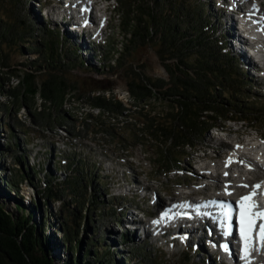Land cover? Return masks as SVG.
<instances>
[{
	"label": "trees",
	"instance_id": "1",
	"mask_svg": "<svg viewBox=\"0 0 264 264\" xmlns=\"http://www.w3.org/2000/svg\"><path fill=\"white\" fill-rule=\"evenodd\" d=\"M117 1L118 10L121 14L120 25L124 33V41L122 42L123 48L116 57V63L125 64L128 62L131 65V69L127 71L129 76L127 84L133 104L137 106L136 110H131L121 99L116 97L115 86L109 81L102 84L103 81L100 79H94L92 80L94 86L85 90L81 86L83 83H80L78 79L66 77V72H70L71 68L65 66V60L67 58L78 60L79 57L76 54L78 52L81 55L84 53L81 52V47H77L78 44L70 39L67 34H61L58 27L56 31H53L44 23L40 25L45 30L46 38H40L36 41L28 39L29 43H26L24 42L26 40L25 33L29 32L32 35L33 32L31 24L25 19H21L20 27L15 29L13 36L21 37L22 39L19 41L25 45L29 44L26 45L29 50L39 52L44 57L42 60H45V64H36L35 70L24 71L22 76L18 75L19 69L8 71L6 79L8 88L3 87L4 92L20 101L24 107L31 108L32 104L37 102V98H40V111L44 109L49 112L48 103H50L53 105V112L58 114L61 120L66 119V113L64 114L61 110L65 112L63 107L70 102L69 100L78 103L83 102L90 108L99 110L100 115H97L99 117L95 121L97 129H108L104 128L107 121L103 119V114L108 113L117 117L124 115L127 119L131 117L135 122L143 123L144 126L146 124V129L150 131L147 136L153 132L154 138H157L165 133L168 137L167 140L174 142V146L181 147L186 144H193L194 137H204L207 134L217 118L214 115H209L210 112H215L218 117L222 116L226 119L243 117L253 121L252 117L256 112L248 110L251 108L244 107L243 101L236 99L233 92L228 91L225 94L218 92L221 85L223 87L228 85L229 88L238 86L241 81L244 82L246 75L237 71L239 68L235 63L238 58L224 51L227 43L223 38L227 35L220 37V33L217 34L218 28L211 21V12L205 4L196 5L198 2L195 0H138V4L132 7H137V9H131V0ZM207 34L211 35L212 38L206 37ZM13 36L6 35L3 37L1 35V39L5 38L10 41ZM210 38L211 41H209ZM64 40L71 47V52H66V55L63 54L61 46L65 43ZM211 43L213 44L211 45ZM145 46L155 49L169 75V79H154L144 75L141 72L144 65L134 63V60L129 61L134 50ZM111 48H113L112 51H110ZM93 49L94 54L97 55L98 50L95 47ZM116 50V47H110L108 52L111 57L115 55ZM83 55L81 58H86ZM104 56V59H110L109 56ZM97 57L98 55L94 56V59ZM3 61L4 58L0 57L1 76L5 74L4 68L8 66ZM110 61L107 60L97 66L89 60H82L81 64H83L82 66L92 64L89 70L102 73L101 69L104 66L113 67ZM41 68L47 70L49 76L42 77L40 81ZM241 71L245 72L243 68ZM15 75L20 76L16 83L17 86L13 84ZM10 77L12 78L11 84L8 83ZM246 82L248 84L249 79ZM212 89L217 91L213 92ZM108 92L112 94L107 95ZM247 99L249 100V98ZM156 100L171 104L170 111L166 112L174 122H171L169 126L160 124V113L153 116L149 115L152 109H146V107H149L148 105ZM229 104H235L237 109L229 111L226 108V105ZM5 110L8 112L7 108ZM72 115L74 114L69 112L68 116ZM46 116V119L52 120V115ZM175 122H180V126H183L182 128L185 130L184 134L177 132L176 126L172 125ZM12 124L18 126L17 122H11L8 127L10 128ZM127 124L133 125V127L137 125V123L129 121ZM6 126V123L0 122V128L5 129ZM177 133L178 135H176ZM1 137L6 139L7 136L0 130V152L6 153L12 147V143H15V137L14 134L12 137H8L7 143H3ZM22 149L21 153H12V155L14 154L16 160L36 174L38 169L35 165H29L26 148L23 146ZM53 150L49 149L48 154L53 155ZM66 158L72 161L69 166L76 164L79 170L76 172L73 167V173L69 175L68 179H65V182L60 184L56 182L53 184L59 175L50 172L48 168L42 186L33 182L31 176L22 170L20 178L26 176L30 184L36 188V193L41 201L32 197L25 200L23 195L19 193V179L6 173V171H10L11 167L6 168L4 164H0V264H97L95 260H99L98 264H102L100 262L102 260L105 262L107 258H109L108 261L103 264H123L118 257L120 255L117 251L118 242L107 236L103 241L102 238L92 239L95 231L89 224L92 220L89 214L91 209L89 205L94 203L95 210H101L96 206H102L104 199L95 195L92 186L89 189L90 185L84 171L80 170L83 168L80 159L78 158L79 162H74L77 158ZM47 160L49 162L51 156ZM58 160L59 165L62 164V160ZM56 167L58 168V166ZM39 170H42V167ZM169 171L170 167L166 166L165 174H169ZM89 173L91 174V172ZM96 177L98 178L97 175ZM64 188L68 192L71 191V197L77 202L76 206L65 207L63 205L65 203ZM56 201L60 202V205L59 209L54 212L53 202ZM7 203L14 205L12 211L7 209ZM82 208L88 210L84 215L81 213ZM77 210L80 211V216ZM46 212L49 213L48 217L45 215ZM114 212H116L115 208ZM119 213L118 215L115 214L113 218L124 228L121 223L123 214ZM82 223L84 228L86 226V230H93L89 238L76 236ZM73 224H76L77 228H72ZM104 231L107 233V228ZM61 233L62 235H60ZM120 234L127 237L129 233L125 230L124 233ZM102 244L103 250L100 251Z\"/></svg>",
	"mask_w": 264,
	"mask_h": 264
},
{
	"label": "rangeland",
	"instance_id": "2",
	"mask_svg": "<svg viewBox=\"0 0 264 264\" xmlns=\"http://www.w3.org/2000/svg\"><path fill=\"white\" fill-rule=\"evenodd\" d=\"M110 2L112 3L110 11L111 18L109 26L106 29L107 39L104 42L106 45L102 46L101 44H103V41L99 38H92V41L89 40L90 42H88V40H86L88 39L87 35L84 42V44L86 43V51L84 49L81 50L85 55L82 54L83 57L86 58H81L82 55L78 51V53L76 52L77 54L75 53L76 56L79 57L78 60L71 59V62V60L67 58L65 60V66L71 68V70H69L70 72H66L65 75L71 79H78L80 83H83L81 86L83 87L82 89L85 90L94 86V84H92V80L94 79H100V81H103L102 84H106L109 81L115 86L114 92L116 97L121 99L126 106L131 108V110H136L137 106L133 104V99L130 96L127 84L129 79L127 71L131 69V65L128 62L125 64L116 63V57L123 48L122 42L124 41V33L122 32V26L120 25L121 14L118 10V2L116 0H111ZM195 2H198L196 5L202 3L203 5L205 4L209 11L210 8L212 9L210 0H195ZM136 4H138V0H131V9H137V7L132 8L133 5ZM36 7L37 5L32 3V0H0V57H3V63L8 65L4 68L5 74L3 76L0 75V122L7 124L5 129L0 128L1 132L7 136L6 139L1 137V140L3 143H7L8 137H12L13 134L15 137V143H12V147L9 151L6 153L0 152V164H4L6 168H9L10 166V171H6V173L19 179L18 184L20 195H23L25 200L31 199L30 197H32L33 199L37 198L41 201V198L36 193V188L30 184L28 179H26V176L20 178L22 170H25L26 173L31 176L32 179H30L33 180V182H36L39 186L44 185L42 181L46 175L47 168L50 172L59 175V178L55 179L53 184L55 182L58 184L65 182V179H68L69 175L73 173V169L78 172L79 168L76 164L69 166L72 162L71 160H69L68 164L62 161V164H60L61 166L59 165V151H56L57 155L54 156L53 147L56 145L57 141L61 139V137L69 135L68 138H66L69 141V147L66 148L64 156L77 158L74 162H79L78 158L80 159V162L83 165V168L80 170L84 171V175L90 185L89 189H91L92 186L95 195H99L98 198L104 199L102 206H96L101 208V210H95L94 203L93 205H89L92 209V211L91 209L89 211L90 217L92 218L91 223L89 222V224H91L92 229L95 231L92 239L102 238L103 241L107 236L110 239H114L115 242H123L124 244L117 248V251L120 254L118 255V257H120L119 260H122L123 264H203L201 260L203 258L207 259V257L200 259L202 256L198 254V251L194 249L192 244L185 245L183 248V245H180V243L178 244L177 240L163 243L154 238L143 237L140 231L137 233L130 232L128 236L125 237V235L120 234L125 232L123 227L121 225L116 226L113 217L115 214H120L119 212L122 211L125 207L123 205L126 203L139 204L143 208L151 210L152 212L155 210V207L150 206V200V202H155L159 199L166 201L170 198V195L175 197L179 196L180 192L184 189V186L179 185V183L186 181L190 182L193 178L197 179L198 171L201 172L199 168H195V166L199 167L200 163L194 164L193 161L191 162V158L193 156L197 157V153H205V146L211 144L216 145V142H218L219 139L215 140L214 136L216 138L217 132L214 129H210L204 137H194L193 144H186L184 147H181L174 146V142L167 140L168 137L165 133L157 138H154L155 134H153V132L147 136V133L150 131L149 129H146V124L144 126L143 123L135 122L131 117H128L127 119L124 115L117 117L111 116L108 113H102L103 119L107 121L104 128L108 129H97L95 121L97 120V117H99L97 115H100L99 110H94L83 102L78 103L74 100H69L70 102L63 107L65 112L64 110H61L64 114L66 113V119L63 120L60 119L58 114L53 112L54 108L50 103H48V106L50 107L49 112L44 109L40 111V98H37V102L32 104L31 108L24 107L20 101H17L15 98L4 92L3 87L6 86V88H8V85H6L7 72L12 69H19L18 75L22 76L24 71L35 70L36 64L44 65L45 60H42L44 57H42L39 52L29 50L26 46L29 44L25 45L21 43L19 41L22 39L21 37H17V35H15V37L13 36L15 29L20 27L19 23L21 19H25L31 24L33 34L31 35L29 32L25 33L26 40H24V42L26 43H29V40L36 41L40 38H46L45 30L44 28L42 29L40 24L44 23V25H48L53 31H56L57 29L49 19L46 20L44 17L41 18L43 14H41ZM212 13L213 18L211 21H214L215 25L222 26L223 29L228 27L227 20L221 17V13L217 12L219 16L216 11L212 10ZM61 34H66V32L61 31ZM208 34L211 33L208 32ZM208 34L206 37H211L212 34ZM217 34H219V31ZM1 35L3 37L6 35H12L13 38L9 41L5 38L1 39ZM211 38L209 41L212 40ZM233 39H235V37H233ZM65 41L66 40H64V42ZM79 41L80 39H75V43L78 44L77 47H80ZM212 44L213 43H211V45ZM61 46L63 54L65 53L66 55V52H71V47L67 42L63 43ZM93 47L98 50L97 59H94V56L97 55L94 54ZM110 47L117 48L115 55L112 57L108 52ZM112 50L113 48H111L110 51ZM234 50L236 51V48H234ZM132 53L133 54L129 57V61L134 60V63L144 65L141 70L144 75L154 79H169V75L154 48L145 46L134 50ZM104 55L109 56L110 59H104ZM71 58H73V56H71ZM238 59H236L235 64L239 69L237 70L236 68V70L241 74L246 75L244 77V82L241 81L238 86H231L230 88L228 85L223 87L220 84L221 87L218 89V92L222 94L228 93V91L233 92L236 99H241L243 101L244 107L251 108L248 110L256 112V114H253V121H249V124L242 125L241 132L243 134L245 132L255 134L256 131H259L261 132V135H264V80L252 79V77H250V72H248L243 66V70L245 71L244 74L238 64ZM82 60H89L97 66L107 60H112L110 63L113 67L108 68L104 66V68L101 69L102 73H100L94 70H89L92 64L82 66ZM41 72L42 73L39 74L42 75L40 81L42 80V77L49 76L47 70L42 69ZM19 77L20 76L15 75V78H13V84H16L19 81ZM11 79L12 78L10 77L9 84L12 83ZM247 79H249V82L251 83L248 82L247 84ZM17 85L18 84H16V86ZM212 90L213 92L217 91L216 89ZM236 92L238 94H235ZM110 94L112 93H107V95ZM247 98H249V100ZM148 106L149 107H146V109H152V111L150 110V116L160 113L159 122L161 125L169 126L171 122H174L171 120V116L166 112L170 111L171 104L156 100L152 101ZM6 108L8 112H5ZM226 108L229 111L237 109L235 104L226 105ZM56 112H58L57 109ZM69 112L74 115L68 116ZM46 115H52V120L46 119ZM209 115L217 117L212 126L223 125L225 126V130H228L233 123L232 121H229V119L222 118V116L218 117L215 112H210ZM128 121L131 123H137V125H135L136 127L128 125ZM11 122H17L18 126L12 124L10 127L12 129H10L8 124H11ZM172 125L176 126L178 133L184 134L185 130L182 128L183 126H180V122L172 123ZM239 126H241V124H239ZM178 133L176 135H178ZM222 135L225 138L222 139L223 142L226 143L225 141H227V147H230L228 141H231L232 143L237 137L234 129L228 131V135L226 132ZM243 138H246L245 134ZM25 142L28 143L27 146L25 145ZM23 146L26 148L27 154H31L30 149L37 151L38 159L36 160L35 167L38 171L36 174H34L31 169L29 170L27 166L24 167L23 164L14 157V154L23 151ZM200 148L202 151H200ZM49 149L53 150V155L48 154L50 152ZM222 152L225 151L221 149V153ZM12 153L14 154L12 155ZM226 155L227 153L222 154L221 158H224ZM49 156H51V160L47 162ZM204 159L205 158H203V160ZM215 161H219L218 163L222 164L220 161L223 160L215 159ZM30 162H33V160L31 159ZM196 162L198 161L196 160ZM55 166H58L60 169L58 170ZM166 166H169L172 169L170 174H164ZM40 167H42V170H39ZM89 172H91V174ZM174 173H180L183 174V176L175 177ZM132 178L139 179L144 185L148 183L151 186V197L149 199L142 200L137 198L132 192L128 195L125 194L129 187L127 180ZM147 179H149V182H147ZM117 187H120L121 191L126 196H116L118 192ZM193 187L195 188V185ZM64 191L63 195L65 203H63V205H65V207L76 206L77 202L71 197V191L68 192L66 188H64ZM218 192H220L219 189L216 193ZM197 194L198 193H196L195 196ZM59 205L60 202H53L54 212L59 209ZM6 207L10 211L14 209L12 203H7ZM114 208L116 209V212H114ZM86 209L87 208H82L81 213H83V215L88 212ZM77 211L80 213L79 210ZM48 214L46 212V217H48ZM75 227L77 228L76 224H73L72 228ZM105 228L108 230L107 233L104 231ZM92 231L93 230L90 229L86 230V226L84 228L82 223L80 224L76 236L89 238ZM60 235H62V233ZM102 250L103 244L100 247V251ZM108 259L109 258H107L105 262L102 260L100 263H106ZM95 261L98 264L99 260Z\"/></svg>",
	"mask_w": 264,
	"mask_h": 264
},
{
	"label": "bare ground",
	"instance_id": "3",
	"mask_svg": "<svg viewBox=\"0 0 264 264\" xmlns=\"http://www.w3.org/2000/svg\"><path fill=\"white\" fill-rule=\"evenodd\" d=\"M88 1L93 2L94 0H88ZM250 1L251 2H257L258 1V3L260 4V9L262 10V13H264V7H263L264 6V0H250ZM240 2H241V5L244 6L245 2L243 0H238L237 3H240ZM248 36H250V34H248ZM257 137L258 136L249 133L246 136V138L244 139L245 140L244 142L236 140L235 142L231 143V141H228V144L230 143L229 145L231 147V151L224 158H220L221 160H223V161H220V162H222V164L218 163L219 161H215L214 158L211 159V158L207 157V158H205L206 160L205 159L203 160V158H199L198 161H201V162H199L200 163L199 169L201 170V172L198 171V173H197L198 179H203L204 182L212 180L214 182H217V184L219 186L220 185H223V186L229 185V187L227 188L228 191L234 190L237 186H240V185H244V186L245 185H252V186H250L251 190L252 189H254L255 191L258 190L259 188L258 189L254 188L255 185L258 184V182H256V181L250 182V180H249L251 176H253V177L259 176V177H262L264 179V149H258L256 143L259 142V138H257ZM251 140H255L256 142H252ZM225 142H227V141H225ZM260 144L263 145V143H261V142H260ZM251 150L253 152L257 153V160L251 159L253 161V166L256 167V169H255L256 171L251 173L253 175H251L250 173H247L245 170V167L243 166L244 164H247V161H246L247 157H246V154H244V152L250 153ZM238 153L242 154L243 158L245 159L241 163H239V161H237V159H236V155ZM240 159H242V158L240 157ZM205 165H207L206 171H204V169H203V166H205ZM208 172L211 174L210 176L207 175ZM204 182H199L197 184L195 183L194 185L195 186L197 185L200 190L207 189L208 187L206 184H204ZM189 188L194 190V187L191 185L189 186ZM259 196H260V193L257 194L258 202L261 203L262 208H264V203L260 202L261 199H259ZM195 198L197 199V197H193V196L189 195L188 199H189V201L190 200L193 201V200H196ZM181 199L184 202H182ZM188 199H183V198L175 199L174 204H172V205L175 208H176V206H182L183 204L187 203ZM146 228L148 230H150L148 227H146ZM161 230H163V228H161ZM194 231H195L194 227H191L190 229H184L183 235L186 238V235H188V233L190 236V235L194 234L193 233ZM148 232H151V234L146 232L147 233L146 237L147 236L151 237L150 235H152L153 232L152 231H148ZM175 234H176L175 237H179L180 233H175ZM193 238L196 239V243L201 244V246H200V248H201L202 247L201 239L199 240L196 236H193ZM254 239H255V237L252 236L250 251H251L252 245L254 244V242H253ZM190 242L192 243V241H190ZM240 248H241L242 252L245 253V251H244L245 241H244L243 237H242V246H240ZM254 249H255V246L253 247V250ZM248 257H250V256H248ZM251 257H255V255L254 254L251 255ZM241 258L246 259V254H243ZM256 264H258V263H256Z\"/></svg>",
	"mask_w": 264,
	"mask_h": 264
},
{
	"label": "snow or ice",
	"instance_id": "4",
	"mask_svg": "<svg viewBox=\"0 0 264 264\" xmlns=\"http://www.w3.org/2000/svg\"><path fill=\"white\" fill-rule=\"evenodd\" d=\"M255 187L258 189L261 187V185L257 184L255 185ZM254 196L255 193H252L248 196H243L238 202L240 207L241 235L245 241L244 251L246 256L250 252L252 234L255 231L256 227V219H264V211H254V209L257 208V205L252 203V199ZM259 237L261 245L264 246V224H261L259 227Z\"/></svg>",
	"mask_w": 264,
	"mask_h": 264
}]
</instances>
